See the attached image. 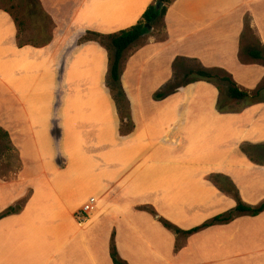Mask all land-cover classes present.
Segmentation results:
<instances>
[{
    "label": "crops",
    "instance_id": "1",
    "mask_svg": "<svg viewBox=\"0 0 264 264\" xmlns=\"http://www.w3.org/2000/svg\"><path fill=\"white\" fill-rule=\"evenodd\" d=\"M55 1L41 0L49 13ZM61 2L66 17L40 47L18 46L16 22L0 6L13 48L5 56L12 85L0 75V127L19 162L11 179L0 176V212L29 194L18 213L0 219V264H113L112 235L128 264H264V211L203 228L176 247L173 232L134 209L151 204L181 230L199 226L236 205L213 176L227 178L244 203L264 202V90L228 106L206 81L152 97L178 57L226 70L240 89L259 87L264 66L239 54L246 21L264 47V0H171L164 40L151 28L125 53L120 79L133 123L126 135L106 85L108 52L79 39L129 28L153 0ZM90 197L96 208L79 222Z\"/></svg>",
    "mask_w": 264,
    "mask_h": 264
},
{
    "label": "trees",
    "instance_id": "2",
    "mask_svg": "<svg viewBox=\"0 0 264 264\" xmlns=\"http://www.w3.org/2000/svg\"><path fill=\"white\" fill-rule=\"evenodd\" d=\"M2 1L3 0H0V3H2ZM32 1L33 0H31V2ZM156 1L157 0H153V2L147 7V9L142 14L141 19L136 24L130 26L129 28L109 34H103L94 31H86V33L79 39L80 43L86 41L98 42L108 52L109 63H108V75L106 78V85L111 92L112 98L114 99L119 112V116L121 120L120 132L122 135H126L133 130V123L130 115L129 102L128 99L126 98V95L120 83V77L122 74V63L125 59V52L133 45L138 43L141 39L149 35L151 28H155L157 25H161V27L164 30L163 18L167 10V5L171 0H159L163 3V6L159 9L155 8ZM2 9L8 12L16 22L17 30H18L17 32L18 46H23L28 44L35 47H40L43 45H47L51 42V37L47 39L45 42H41V43L19 41L21 24L17 22V18L13 16L7 9L3 7ZM39 9L41 11L43 10L40 5H39ZM245 31H253L249 25V22L247 21L245 24L244 32ZM257 43L259 48H255L253 46H247L245 49V53L252 60L264 61V54H263L264 47L262 46L258 38H257ZM191 60L197 62V66L195 68L187 67L183 73L182 80L176 82L178 77L176 67H178L179 65L180 67L183 66V64L190 61V59H186L182 57H178L175 59L173 65L174 74L172 81L168 82L157 92L154 93L153 98L155 100L163 99L174 93L178 88L196 81H206L212 83L219 90V86L214 82L215 78H219L220 80L226 82V92L229 99L250 100L261 97V94L264 90V86L257 87L255 90H251V91L240 89L226 71L219 68H211V69L205 68L196 59H191ZM217 72L221 73L222 75L221 76L218 75ZM218 109L219 111H225L224 108L219 104H218ZM3 143L12 146L8 132L0 127V146ZM0 176L3 175L0 174ZM212 179L220 189L228 192L235 198L236 205L230 210L218 214L216 216H213L211 219L205 221L201 225L191 228L189 230H181L178 227H176L174 224L169 222L168 220L159 217V220L162 222L165 228L171 230L175 234H179L187 237L208 226H212L215 224H226L240 216H256L264 211V202L257 206H252L244 203L240 199L235 186L230 181H228L227 178L221 177L220 179L222 182H225L227 186H223V185L220 186L216 176H213ZM25 201L26 198H22L13 205L8 206L6 209L0 212V219L8 215L18 213L22 209V206L24 205ZM110 258L113 264H128L126 261L120 258L116 246L114 244L113 237L111 238V243H110Z\"/></svg>",
    "mask_w": 264,
    "mask_h": 264
},
{
    "label": "rangeland",
    "instance_id": "3",
    "mask_svg": "<svg viewBox=\"0 0 264 264\" xmlns=\"http://www.w3.org/2000/svg\"><path fill=\"white\" fill-rule=\"evenodd\" d=\"M53 3H54V5L48 4L49 7L52 8V12L51 13L46 11V9L44 8L41 0H33L32 2H31V0H3L2 3H0V6L5 8V9H7L13 16H15L17 18V22H19L21 24L19 41H21V42H39V43H41V42H45L47 39L52 37L54 32H56L60 28L61 21L63 19H65V17H66L65 11H63L62 6L60 5V3H64V2H61V0H58L57 2L55 1ZM39 5L43 9L42 11L44 13L39 9ZM7 31H8V28H6V26H0V75L5 77L7 82L12 85L13 82H11V81L13 79V75L10 74V72L6 71V70H9V69H8V66L6 65L7 63L5 61V56H7L8 54H12L13 53V48L10 45L11 44V37H10V34H9L10 31H8V32ZM154 32H155V35L157 36L158 39L164 40V38H165L164 37V30L161 27V25H157L154 28ZM247 46H253L255 48H259L258 43H257V37H256V35L254 34L253 31H245L243 33L242 46H241V51H240V54H239L240 56L239 57H240V60L242 62H244V63H246V62L248 63V61H252V60H250V58L245 53V49H246ZM263 54H264V52H263ZM128 56H129V54H125V59H124V61L122 63V71H123V68H124L125 63H126L125 61L128 59ZM182 58H185V57H182ZM186 59H190V61L184 63L183 66H181V67H180V65L178 67H176L177 75H178L176 82L182 80L183 73H184V71L186 70L187 67H192V68L194 67L195 68L197 66V62H194L193 60H191L192 58H186ZM95 61L93 60L92 62L94 63ZM13 62L14 61H12L11 65L14 64ZM256 62H258L259 64L264 66V61L257 60ZM108 63H109V61H108ZM39 64L40 63H37L35 65V68H36V66H40ZM205 68H207V67H205ZM214 68H216V67H214ZM209 69H211V68H209ZM219 69H222V68H219ZM222 70H224V69H222ZM224 71H226V70H224ZM38 73L39 72L37 71V73L34 74L31 78H30L29 75H27L24 78L25 84L33 83L35 81ZM46 74L47 75L42 77V79L40 81V84H43L45 82V79H47V81H48V72H46ZM173 74H174V68H173ZM217 74L220 75V76L222 75L219 72H217ZM107 75H108V72H107ZM106 78H107V76H106ZM172 78H173V76H172ZM172 78L168 82H171ZM231 78H232V76H231ZM168 82H166L165 84H167ZM214 82L219 86V90L218 91L220 93L221 104L228 106L229 105V101H228L229 98H228L227 92H226V82L220 80L219 78H215ZM120 83H121V79H120ZM35 84L37 86H36V89L34 90L35 91L34 96H35V94H36V92L38 90L37 88L40 87L39 84H37V82H35ZM258 86L259 87H263L264 86V77H263L262 81L260 82V85H258ZM154 93H153V95H154ZM85 99H87L85 111L86 110L88 111L90 109L88 107L90 105L89 104V100H88V99H90V93L87 92V91H85ZM79 100H80V98H79ZM114 103H115V101H114ZM56 107H58V106H56ZM129 108H130V105H129ZM48 110H49V107L46 105V107L44 108V111H48ZM56 112H57V109H56ZM117 114L119 116L118 109H117ZM130 115H131V109H130ZM119 119H120V116H119ZM159 126L162 129L163 124L159 123ZM230 139H231V136L229 138V142H230ZM196 141H197V137H194V141L193 142L195 143ZM11 145H12V143H11ZM0 150H1V153H0V174L3 175L1 177L5 178V179H11L12 178V174L15 173V171H16L18 165H19L17 155L14 152V147H13V145L9 146L6 143H3L0 146ZM192 154L194 156H191V155L190 156L192 157V159L195 160V154L193 152H192ZM158 156L161 157V151L158 152ZM186 159L188 161L192 160L191 158H189L187 156H186ZM158 167L159 168H163V166H158ZM186 170H189V169H186ZM218 181H219V185L220 186H222V185L223 186H227V184L225 182H222L221 180H218ZM227 194H229V193L227 192ZM229 195H231V194H229ZM27 196L29 197L28 193L22 198H27ZM134 209L136 211H141V212L148 213L152 217V219L157 220L160 223V225H162L164 227L162 222L159 220V217L160 218H164V217L160 216V212L157 210V208L154 205H151V204H140V205H136L134 207ZM175 235H176V244H177L176 247H179L180 245H182L184 243V241L186 239L183 238V237H185L183 235H179V234H175ZM112 237L114 238L113 235L111 236V238Z\"/></svg>",
    "mask_w": 264,
    "mask_h": 264
},
{
    "label": "built area",
    "instance_id": "4",
    "mask_svg": "<svg viewBox=\"0 0 264 264\" xmlns=\"http://www.w3.org/2000/svg\"><path fill=\"white\" fill-rule=\"evenodd\" d=\"M96 204L97 199L95 197L88 198L87 201L83 204L82 208L79 210V212L76 213V219L79 222H83L85 219H87L88 216L92 214L95 210Z\"/></svg>",
    "mask_w": 264,
    "mask_h": 264
},
{
    "label": "water",
    "instance_id": "5",
    "mask_svg": "<svg viewBox=\"0 0 264 264\" xmlns=\"http://www.w3.org/2000/svg\"><path fill=\"white\" fill-rule=\"evenodd\" d=\"M162 6H163V3H162L161 1L157 0V1L155 2V8H156V9H159V8H161Z\"/></svg>",
    "mask_w": 264,
    "mask_h": 264
}]
</instances>
